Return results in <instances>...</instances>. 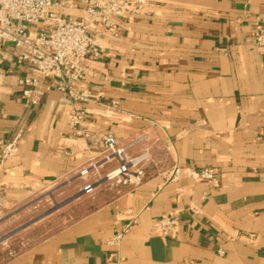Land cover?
I'll use <instances>...</instances> for the list:
<instances>
[{"label": "crops", "instance_id": "crops-1", "mask_svg": "<svg viewBox=\"0 0 264 264\" xmlns=\"http://www.w3.org/2000/svg\"><path fill=\"white\" fill-rule=\"evenodd\" d=\"M258 25L264 0H148L144 15L97 34L104 51L82 62L83 99L40 79L43 95L31 106L16 80L34 75L8 64L0 140L20 126L23 134L16 153L0 160L3 206L65 183L71 193L83 191L78 172L99 154L106 133L120 145L144 135L126 152L146 150L150 159L139 186L96 194L87 213L0 264H111L109 239L132 217L120 264H264V55L252 37ZM74 107L85 109L80 125L66 120ZM175 165L210 166L218 184L184 170L171 179ZM170 213L178 225L160 236L153 224Z\"/></svg>", "mask_w": 264, "mask_h": 264}, {"label": "built area", "instance_id": "built-area-1", "mask_svg": "<svg viewBox=\"0 0 264 264\" xmlns=\"http://www.w3.org/2000/svg\"><path fill=\"white\" fill-rule=\"evenodd\" d=\"M147 3L148 0H0V85L11 73L10 64L24 65L34 77L19 76L16 83L22 86L27 104L35 106L40 102L43 95L40 79L48 80L52 87L71 99L85 98L84 92L77 88L86 77L82 62L85 58H98L104 51L97 34L115 33L119 21L144 15ZM76 8H82L83 14L73 16L60 11ZM252 37L264 55V25L256 26ZM110 107L116 108L117 102L112 101ZM84 114V108L74 107L67 113L66 120L71 125H80ZM22 134L20 126L9 138L0 140L1 161L16 153ZM144 137L120 145L114 134L102 135L99 154L78 172L83 177H94L83 186V191L93 192L101 180H109L118 190L139 186L146 176L145 162L149 153L130 156L126 150ZM113 162L116 164L102 177L99 168ZM181 170L190 179L218 184L219 176L210 166L181 169L175 165L170 178L178 179ZM3 205L4 198L0 195V207ZM134 222L135 217H132L109 239L115 246L109 254L111 264H120L121 241ZM177 225L178 217L172 213L162 215L153 224L160 236L169 235Z\"/></svg>", "mask_w": 264, "mask_h": 264}, {"label": "rangeland", "instance_id": "rangeland-1", "mask_svg": "<svg viewBox=\"0 0 264 264\" xmlns=\"http://www.w3.org/2000/svg\"><path fill=\"white\" fill-rule=\"evenodd\" d=\"M144 151L132 156H137ZM115 164L113 162L106 165V168L100 172L101 176L103 177ZM79 177H81L79 181L85 184L88 180L94 179L91 176L79 175ZM116 189L117 187L112 186L109 180H101L91 193H85L82 190L71 193L72 184L65 183L62 186L49 187L20 203L1 206L0 263L87 213L96 205V194ZM38 216L40 217L31 222ZM25 223L28 224L17 229Z\"/></svg>", "mask_w": 264, "mask_h": 264}, {"label": "water", "instance_id": "water-1", "mask_svg": "<svg viewBox=\"0 0 264 264\" xmlns=\"http://www.w3.org/2000/svg\"><path fill=\"white\" fill-rule=\"evenodd\" d=\"M75 195H73V197H74ZM72 198V197H71ZM50 211V210H49ZM49 211H47V212H49ZM40 216H38V217H36L35 219H33V220H31V222L32 221H34V220H36L37 218H39ZM30 223V222H29ZM28 223H25V224H23L22 226H20V227H18L17 229H20V228H22V227H24V226H26ZM16 229V230H17Z\"/></svg>", "mask_w": 264, "mask_h": 264}]
</instances>
